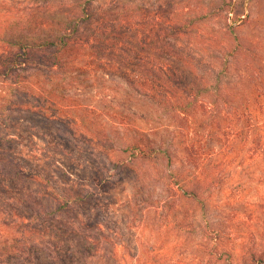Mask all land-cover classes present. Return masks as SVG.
Listing matches in <instances>:
<instances>
[{
    "label": "rangeland",
    "instance_id": "obj_1",
    "mask_svg": "<svg viewBox=\"0 0 264 264\" xmlns=\"http://www.w3.org/2000/svg\"><path fill=\"white\" fill-rule=\"evenodd\" d=\"M113 20H118L121 28L108 35L132 40L133 51L142 54L135 66L144 74L153 76L152 70L162 72L171 64L188 73L195 70V83L204 75L216 84V71L222 70L224 55L230 57L237 48L247 55L246 62L252 68L264 71V0H0V38L53 36L67 24H79L74 38H84L93 25ZM195 53L205 59H194ZM115 59L112 61L117 63ZM110 80H100L87 91L86 87L72 90L74 103L84 106L76 113L85 116L89 103L105 111L101 117H109L107 122L100 117L89 128L84 120L77 127L76 138L56 122L32 119L29 112L0 114V126L9 127L11 132L23 133L22 126L30 121L28 129L37 135L38 158L31 150L27 166L44 172L48 187L70 204L66 209L58 199L35 191L39 185L30 179L4 187L0 194L5 205L16 202L22 206L30 223L0 224V264H86V251L82 254L80 248L88 238L98 242L100 250L88 257L87 264H164L163 246L186 257V263L196 264L198 254V264L209 260L210 254L199 249L196 233L160 218L154 208L148 227L139 230L132 226L130 205L136 194L145 199L144 186L155 171L150 163L141 166L132 162L130 152L123 151L128 134L133 132L128 126L132 125L115 126L113 114L124 107L144 114L126 96L122 85L128 82L114 75ZM18 115L23 120L14 119ZM226 127L224 123L222 128ZM28 135L29 131L23 136ZM118 160L121 165L115 168ZM57 164L69 175H61ZM246 168L245 163L229 181L244 184L240 197L256 212L247 217L248 226L234 227L246 230L244 238L227 235L221 241L234 253L232 264H242L241 254L249 245L264 247V179L249 176ZM88 189L96 193L92 201H86ZM202 217L199 215V220ZM178 234L184 243L175 248Z\"/></svg>",
    "mask_w": 264,
    "mask_h": 264
},
{
    "label": "trees",
    "instance_id": "obj_2",
    "mask_svg": "<svg viewBox=\"0 0 264 264\" xmlns=\"http://www.w3.org/2000/svg\"><path fill=\"white\" fill-rule=\"evenodd\" d=\"M67 25L53 36L0 38V114L29 112L32 119L56 122L76 138L81 122L86 120L89 128L105 111L86 103V115H79L75 110H83L84 106L74 103L72 90L86 87L87 91L100 80L110 82L112 75L127 81L122 85L126 96L144 115L124 107L115 111L112 121L121 128L132 125L128 126L133 132L128 134L123 151L130 152L132 162L141 166L150 163L155 171L144 186L145 199L136 194L130 205L132 226L139 230L148 227L154 208L160 218L196 233L199 249L210 254L204 264H232L234 253L221 241L227 235L244 238L246 230L234 227L248 226L247 219L255 215L256 209L240 197L244 184L229 180L245 163L249 176L264 179V71L252 68L246 62L247 55L237 48L230 57L224 55L223 68L216 71V84L204 75L195 83V70L188 73L171 64L162 70L164 74L154 69L156 75L151 76L135 66L142 54L133 51L132 40L108 35L120 30L118 20L93 25L84 38H74L79 24ZM115 57L117 63L112 61ZM193 57L205 59L199 53ZM102 118L109 121V117ZM14 119L23 120L19 115ZM29 122L22 126L23 133L0 126V191L30 179L39 185L35 191L58 199L67 209L69 202L48 187L44 172L27 166L26 159L33 156L31 150L38 158L37 135L28 129ZM224 123L226 128H222ZM114 165L118 168L121 164L118 160ZM57 167L63 171L61 175H69L62 166ZM95 196L94 190H86V201ZM5 203L0 194V224L30 223L22 206ZM199 215L203 216L200 220ZM176 237L175 248L182 247L183 236ZM85 242L80 252L86 251L87 264L88 257L97 254L100 246L92 238ZM160 249L167 260L164 264H190L186 257L170 252L169 247ZM241 255L242 264H264V247L255 243ZM197 257L196 264L201 261L199 254Z\"/></svg>",
    "mask_w": 264,
    "mask_h": 264
}]
</instances>
